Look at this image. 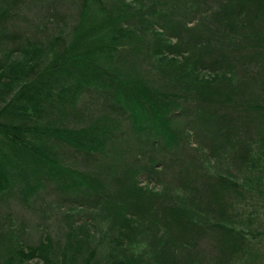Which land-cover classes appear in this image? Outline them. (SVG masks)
<instances>
[{
	"label": "trees",
	"instance_id": "trees-1",
	"mask_svg": "<svg viewBox=\"0 0 264 264\" xmlns=\"http://www.w3.org/2000/svg\"><path fill=\"white\" fill-rule=\"evenodd\" d=\"M204 10L225 16L202 39ZM91 92L101 111L69 125ZM0 100V197L51 183L109 208L100 235L8 229L0 264H264V0H0Z\"/></svg>",
	"mask_w": 264,
	"mask_h": 264
},
{
	"label": "rangeland",
	"instance_id": "rangeland-1",
	"mask_svg": "<svg viewBox=\"0 0 264 264\" xmlns=\"http://www.w3.org/2000/svg\"><path fill=\"white\" fill-rule=\"evenodd\" d=\"M227 11H228L227 9L223 10V12H227ZM24 15L26 16L27 19H31L29 18V15L31 17L33 16L32 21H34V23L37 20V17H35L32 12H29V15L26 14ZM198 15L197 18L191 23V27H190L191 30L199 34L202 39L206 38L207 36L217 35L218 32L213 29L217 25H219L218 24L219 19L216 18L215 16L218 15L225 16V15L221 14V12H219L218 14H211L208 10L207 11L204 10ZM14 55L17 54L15 53ZM250 87L252 90L251 92L247 91L246 96L257 98L260 95V93L258 90L254 92V88H257L255 86V83H251ZM12 93L13 92L7 95L8 99H9V95ZM92 94L95 95V93L92 92L90 93V95L87 93H84L82 95V98L77 103V107L82 109L81 113H76L75 115L71 116L69 122H67L69 125L73 124L71 119H76L75 117L80 118L82 119L83 122L85 121V123H87L88 121H90L92 115H97L98 112L101 111L103 104L100 103L101 102L100 97L97 95L99 98H97L98 100L96 101L93 97H91ZM4 103L5 101L0 100V107ZM84 106L90 107L91 110L83 108ZM94 109H96L98 112ZM192 140L201 141V142L203 141V139L196 140L195 138H192ZM174 151H178L177 153H179L180 148L178 149L174 148ZM66 153L68 152L66 151ZM66 153L64 154L66 157L65 160L69 162L72 159L71 156H69ZM224 159L225 157L223 156L220 158V160L216 162L217 166L220 168L219 170L224 169L223 168ZM85 165L86 164L84 162L80 163V166L82 167H85ZM140 176L141 177L140 178L138 177V181L135 183L136 184L135 187L137 185H143L155 191L165 186L164 184H158V183H157L158 185L154 186L155 183L153 182L150 183L146 177L142 175ZM122 180L123 183L127 182L126 178L125 179L122 178ZM50 184L51 183L47 184V188H48V190L46 189L47 192L44 189H39L33 195H31L27 200H23L22 197H20L17 194V192H14L15 190L13 191L11 190L12 193L5 194L4 196L0 197V231H1L0 235L2 234L0 238L5 237V233H7L6 231L9 229L12 230V232L14 233V235H16L19 241H22V243L26 245L36 244L38 240L43 236H50L53 239V241H59V240L61 241L62 233H64L65 230H69V227L80 226L83 223H87V221L91 222L90 219L91 216L95 217V222H92V225H94V228H96V231L100 235L99 228L103 229L104 227H106V225L109 222V221L107 222L102 221L104 217H107V213H109L108 210L109 208L103 207V205H101L97 207V209H93L91 211L79 209L80 207H78L77 211H73L69 208L71 207L70 205L72 203L70 201H67L66 199L68 193H66L62 189L53 188V186ZM130 185L131 184L127 183V185L125 186V191H127L129 195L133 191L130 188ZM175 194L180 196L188 195L179 192ZM251 194L246 195L245 197V203L247 209L251 208L250 205L251 202L253 203L256 202L254 198H251L252 197ZM167 195L172 196L173 193L170 190H167ZM133 208H135L134 205ZM255 222H257L256 224H259V226L263 228L264 214L257 215ZM145 243H146V239L145 241H142L139 238L138 241V244H140L139 246L142 245L144 246ZM201 244H202L201 247L205 246V242L202 241ZM254 247L259 248L260 250H264V245L261 243L255 244ZM0 255L1 256L7 255V251L6 248H4V245L3 246L0 245ZM40 262H41V258L39 257H33L24 260L25 264H39Z\"/></svg>",
	"mask_w": 264,
	"mask_h": 264
}]
</instances>
